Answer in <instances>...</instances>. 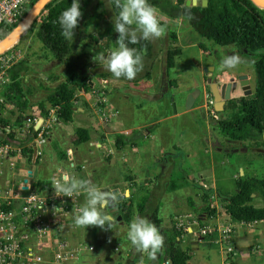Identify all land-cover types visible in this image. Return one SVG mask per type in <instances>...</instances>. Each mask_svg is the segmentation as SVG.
<instances>
[{"label":"crops","instance_id":"obj_1","mask_svg":"<svg viewBox=\"0 0 264 264\" xmlns=\"http://www.w3.org/2000/svg\"><path fill=\"white\" fill-rule=\"evenodd\" d=\"M92 24L90 28H92ZM26 37L25 46L43 54V57L45 56V60L42 61L43 65L51 72L54 71L57 65L52 62L50 55L41 50L37 43L32 42L30 35ZM187 47H193V44ZM17 49L19 48L17 47ZM200 57L202 55L198 49L197 58L200 59ZM155 61L152 63L148 74L155 67ZM164 77L166 80L162 82V89H165L166 92L161 89L159 93L161 78L164 79ZM111 78L108 76L102 79H93L91 83L92 89L89 93L83 94L80 91L74 93L70 122L57 119L51 108L47 110L45 116H41L38 104L45 100L47 95L52 92L50 89L53 90L57 84L47 88L48 86L39 78L33 79L30 84H27V82L22 84L23 95L19 98V102L25 103V109L20 111L15 106L7 103V117L0 118L8 126L12 135V139H7V144L11 150L5 153L2 158L0 189L20 190L23 193H19V195H24L28 189L38 191V187H35L36 182L51 183L52 180L60 179L65 174H68L79 179H87L101 190L112 193L115 197L113 206L106 210L113 217L114 222L110 229L107 225L104 229H101L96 226L83 228L74 225L73 206L68 202V199H73V205L79 209L86 200L83 192L74 194L71 197L63 196L64 204L68 205L61 214L55 217L58 220L55 224V244L58 241H63L66 243L68 250L74 251L71 258L61 262V264H85V262L90 261V257L94 258L93 262L95 264H156V260L150 259L146 253H137L122 231L116 232L119 228L128 231V229H125V224L121 221L118 205L124 203V207L121 208V210H124L125 207L132 204L131 213L136 214L135 206L139 200L156 198L157 187H165L161 191H165L168 196L169 194L172 196V192L176 191L180 186H184L180 185L179 181H173L170 173L166 177V162L171 165L170 158L166 159L167 161L156 157L153 158L156 163L162 165L158 169L161 174L159 171L156 175L148 171L145 175V172L141 171L139 180L133 177L132 167L135 164L132 161V157L140 151L138 150L137 139H141L146 144L148 143V138L151 135L147 129L149 123H129L118 110V101L130 103L135 96L140 100L142 99L146 106V122L153 119L156 114L162 116L160 120L178 117L186 109L174 114H167L166 112L172 104L169 106L165 101L169 97V89L176 88V81L169 79L165 74L164 76L159 74L155 83L156 87L142 88L143 86L140 84L137 85L135 79ZM48 79H52L53 83H55V76L48 77ZM170 82L174 83V87L170 85ZM195 82L197 83L198 79L193 77L189 91L193 90ZM46 90L47 93L42 95ZM99 99H102L103 103L94 105ZM134 102L135 105H140L139 100ZM150 107L157 108L153 112L154 115H151ZM19 116L23 117L24 120L20 125H16L15 120ZM48 118L53 121L48 123ZM1 128L2 125H0ZM30 128L32 131H37L34 137L31 136ZM77 128L86 132L87 141L75 145L73 144L75 139L74 130ZM112 133H114L113 136L118 134L126 140L118 149L115 147L114 138L112 140L109 138ZM2 136L5 138L4 135ZM0 142H2L1 137ZM184 145L185 143L181 146ZM28 147H31L32 151L30 160H28L26 153ZM58 153L65 154V159L58 158ZM196 173L202 174L199 171ZM240 173L243 174L242 171ZM160 176L161 180L158 179ZM181 180L183 183H187L186 177ZM193 182L202 187L205 186L201 185L200 182ZM160 184L163 185L159 187ZM23 187H25L24 190H22ZM217 194L221 195V197L226 196L221 193ZM254 199L255 197L253 196L252 202ZM55 205V207L58 206L56 203ZM200 207L199 214L196 217H182L184 219L182 222L188 225L186 226V234L184 233L181 237V247L187 251L189 259L191 253L197 252L202 247H214L218 253L220 264H242L244 262L250 264L251 258L255 254L261 256V247L264 245V220L247 224L236 223L229 220L225 213L222 216L223 218H219L215 211V215L211 217L213 219L212 223H210L207 220L208 217L200 211ZM158 210L159 206L154 209V217L157 221L156 227L160 224V218L157 216ZM149 213L151 214V212ZM193 220L197 221L199 225L192 226L191 222ZM202 224L203 226L214 224L218 228L228 226L231 229V233L225 238H222L216 231L199 236L198 229ZM37 242L38 252L43 257L41 264H51L48 251L49 240L41 239ZM237 251L238 254L236 255ZM158 254L160 258L163 255L165 256L163 250ZM159 264L169 263L166 260ZM187 264H190L189 260Z\"/></svg>","mask_w":264,"mask_h":264},{"label":"trees","instance_id":"obj_2","mask_svg":"<svg viewBox=\"0 0 264 264\" xmlns=\"http://www.w3.org/2000/svg\"><path fill=\"white\" fill-rule=\"evenodd\" d=\"M37 0H32L26 10L32 7ZM185 0H148L157 10L170 18L182 17L186 20L189 27L195 32L196 36L204 41L212 43L217 47L235 46L244 52V55L251 59V70L254 79V98L250 101H242L237 112L217 121L216 133L229 142H251L253 148H260L262 145V135L264 134V10L258 8L250 0H206L205 7L183 5ZM72 0H47L38 15L31 21L29 26L19 35H30L31 41L37 43L40 49L50 55L53 63H62L65 67L62 81L59 82L52 92L47 95L44 101L38 104L41 116L47 114L49 108L53 109L57 119L64 122L71 121L72 99L76 91L87 94L91 91L93 79L114 77L110 72L103 70L102 66L93 63V59L102 50L98 46L97 39L87 34V28L99 17L98 9L102 5L101 0H78L81 5L82 17L78 26L74 29V39L68 40L61 35V27L58 17L63 10L71 5ZM93 2V4H92ZM109 6L108 18L117 14L114 0H107ZM92 4L91 11L87 8ZM20 22V21H19ZM18 22V23H19ZM17 23V24H18ZM1 25L0 41L4 39L16 25ZM174 39V36H172ZM129 47L136 48L143 54L144 77H147L152 63L156 60L160 50L156 39L139 40L136 44ZM198 47H201L199 44ZM8 51L6 49L2 53ZM163 70L165 73L174 67V58L180 56V50L166 49L162 53ZM27 70L24 61L16 62L6 71L8 83L0 91V97L23 111L25 103L19 102L23 95L22 76ZM122 78V77H121ZM174 87V83L170 82ZM24 120L19 116L16 118V125ZM0 137L5 143L12 139L9 132L5 133V122L0 119ZM31 136H35L37 131H32ZM75 139L73 144L78 145L87 141L86 132L82 129L74 130ZM114 144L118 149L126 140L121 135H114ZM0 142V143H2ZM28 160L31 158V147L26 150ZM58 158H64L65 154L58 153ZM35 187L38 191L47 192L51 190V183L36 182ZM236 193L232 196H223L221 207L229 220L236 223H253L264 220V177L261 179L238 177L235 180ZM37 191V190H36ZM258 197L262 205L253 206L252 199ZM210 194L204 192L201 196L203 205L200 211L208 218L215 215L214 208L209 206ZM151 199H140L136 204V214L146 217L153 224H157L154 217V210L147 214L148 205ZM119 215L124 224L129 223L130 206L124 207V203L118 205ZM165 238L163 251L169 264H187L189 256L187 251L181 247V237L184 235L176 231L172 226L167 230L159 229ZM186 234V233H185ZM156 264L160 263V255L156 256Z\"/></svg>","mask_w":264,"mask_h":264},{"label":"rangeland","instance_id":"obj_3","mask_svg":"<svg viewBox=\"0 0 264 264\" xmlns=\"http://www.w3.org/2000/svg\"><path fill=\"white\" fill-rule=\"evenodd\" d=\"M101 1L102 5L97 10L99 17L96 22L92 24V28H90L91 25L87 28V33H90L97 39L98 46L101 48L102 52L107 55L110 50L116 47L115 41L118 38V33L114 31L112 20L107 16L109 12L107 0ZM92 4L88 6V12L91 11ZM156 11L162 26L166 28L165 35L156 39L160 50L157 56L158 59L156 58L155 67L152 71L150 70V75L148 74L147 77H144L142 71H140L134 79L137 85L140 84L143 86L142 88L154 87L159 74L160 76H164L165 74L169 79L176 81V88L169 89L168 92V96L173 100V107H170L166 112L167 114H174L185 109L184 102L186 96L192 91H189L192 78L195 77L198 79L197 85H194V87H197L198 84L201 85L204 83L203 81L206 76L203 68L205 66H214L218 68V66H215L211 56L205 55V57L202 56L200 59L197 58L198 48H205L204 52H210L212 50L217 51L219 48L210 42L198 38L185 19L168 20L161 12L158 10ZM172 36H174V39ZM26 39V35L21 36L17 39L16 43L5 52L7 56L9 54L15 55V50H17V47L19 48L17 62L24 61L27 65V70L25 69L26 71L21 74L22 84H26V82L30 84L33 79L39 78L48 86L47 88H51L61 82L65 71L64 65L62 63L55 64L57 67L52 72L46 69L47 67L43 65L44 63L42 62L45 60V56L43 57V54L34 51L31 47H26ZM190 44H193V47H187ZM199 44L201 47H198ZM175 48L180 50L181 55L178 58H174V67L165 73L163 70L162 53L166 49ZM219 51L222 52V49ZM93 63H96L97 66H102L104 68L103 70L107 71L102 64L95 62L94 59ZM215 68L213 75L217 74ZM52 76H55V83H53L52 79H48V77L51 78ZM161 80L160 89H158L159 93L163 87L162 82H165L166 78H161ZM50 91L52 90L50 89ZM46 93L47 90L44 91L42 95ZM159 93L158 95H160ZM138 100L140 101V105H135L134 101ZM118 102V110L123 114L127 122L141 124L149 123L147 129L151 135L148 138V143L146 144L141 141V139H137V146L140 151L132 157V161L135 164L132 167L133 177L138 179L141 171L145 172V175L148 171L155 175L158 174V171L160 173L158 169L161 168L162 165L156 163L153 158H160L164 161L170 158L171 165L166 162V177L170 173L173 181H179L180 185H184L172 192V196H170L171 194L168 196L165 191H161V189L163 190L165 187H157L156 190L160 192L157 193L156 191V198H150L151 203L148 205L146 211L147 214L150 215L149 212L159 206L157 216L160 218V224L157 225L158 229L167 230L172 226L174 227L178 217L180 221L184 220L182 218L184 216L186 218H190V216H193V218L196 217L197 214H199V207L203 205L201 196L204 192L210 194V208H214L217 216L223 218L224 212L221 207L222 197L217 193L226 196L234 195L236 193L235 180L238 177L243 176L245 178L255 179L264 177L263 140L260 148H252V146H249L246 142L234 144L226 143L225 139L216 133L215 126L208 124L206 121L207 117L214 121L217 120L215 116L210 114L212 107L207 101H198V105L201 103L206 104L205 115L202 116L203 119L200 118L198 113L185 110V112L178 117L165 120H160L162 116L156 114L149 122L145 121V118H147V109L142 99L140 100L134 96L133 101L130 103ZM155 109L157 108L150 107L151 115H154L153 112H155ZM113 134L114 133L109 136L111 140ZM262 138H264V134ZM183 143H185V145L181 146ZM232 149L237 151L231 152L230 150ZM197 171L202 172V174L196 173ZM241 171L243 174L240 173ZM200 175L201 177H199ZM185 177L187 183H183L181 180ZM158 179L161 180V176ZM193 181L200 182L201 185L205 186L202 187L197 185ZM161 185L163 184H160L159 187ZM252 205L260 206L262 202L258 197H255ZM129 215V223L125 224V229H128L130 222L136 216L134 213H131V209ZM186 222L188 221L186 220ZM119 229L116 230V232L122 231L125 237L128 238L127 231L122 228ZM261 253V256L255 254L254 257L251 258L250 264H264V245L261 247ZM237 254L238 251L236 252V255ZM139 257L141 256L139 255ZM93 261L94 258L90 257V261L85 262V264H95ZM160 261L163 263L166 261V257L163 255ZM189 263L220 264V261L214 247H202L197 252L190 254ZM242 264L246 263L244 262Z\"/></svg>","mask_w":264,"mask_h":264},{"label":"clouds","instance_id":"obj_4","mask_svg":"<svg viewBox=\"0 0 264 264\" xmlns=\"http://www.w3.org/2000/svg\"><path fill=\"white\" fill-rule=\"evenodd\" d=\"M117 14L112 18L114 31L118 33L116 47L105 55L98 53L95 62L102 64L115 78L132 80L143 70V54L136 48L129 47L139 40L158 39L165 35L166 28L162 26L156 9L148 0H114ZM82 17L81 5L78 0H72L71 5L61 12L58 23L62 29L61 35L68 40L74 39V29ZM134 26V27H133ZM242 63L241 57L233 53L226 55L221 61L224 68H235ZM56 193L65 197L83 192L85 203L73 213L76 227L96 226L110 229L113 217L106 211L113 206L115 197L112 193L101 190L87 179H79L65 174L53 181ZM127 237L137 253H146L150 259H156L165 243L164 236L155 224L147 218L136 215L128 226Z\"/></svg>","mask_w":264,"mask_h":264},{"label":"built area","instance_id":"obj_5","mask_svg":"<svg viewBox=\"0 0 264 264\" xmlns=\"http://www.w3.org/2000/svg\"><path fill=\"white\" fill-rule=\"evenodd\" d=\"M31 2L32 0H0V28L3 24L13 26L21 21ZM15 51V55L7 56L5 52L0 54V91L9 82L6 71L17 62L19 50ZM102 103L103 100L99 99L94 105ZM207 103L212 106L211 100H207ZM7 107V103L0 97V118L7 117ZM210 114L213 115L212 110ZM51 121L53 120L47 119L48 123ZM4 130L3 135L6 136L9 131L8 126H5ZM10 150L7 142L0 143V173L3 165L2 158ZM54 180L51 182V190L47 192L28 189L24 195H19L23 193L20 190L0 189V264H41L43 257L37 249V241L41 239L49 240L48 251L51 264H61L71 258L74 250H68L65 242L58 241L55 244V224L58 222L55 217L61 214L68 204H64L62 194L55 192ZM68 202L76 212L78 208L73 205V199L69 198ZM55 203L58 204L57 207ZM176 220L175 230L185 233L188 224H184L180 218ZM207 220L212 223L213 219L210 217ZM191 225L198 226L199 224L193 220ZM213 231L218 232L222 238L231 233L228 226L218 228L217 225L209 224L200 226L198 235L211 234Z\"/></svg>","mask_w":264,"mask_h":264},{"label":"flooded vegetation","instance_id":"obj_6","mask_svg":"<svg viewBox=\"0 0 264 264\" xmlns=\"http://www.w3.org/2000/svg\"><path fill=\"white\" fill-rule=\"evenodd\" d=\"M172 1V0H171ZM184 4V3H183ZM156 9V8H155ZM157 10V9H156ZM159 11V10H158ZM160 12V11H159ZM163 14V13H161ZM166 19L168 20H174V19H184L181 16L177 18H170L166 15L163 14ZM219 50L222 49V52L219 50L217 51H206L204 52L205 48H198L201 52V55L205 57L206 56H211L215 66H218V68H215L214 66H205L206 68V73H205V79L204 83L199 85L194 88H197L199 91L198 96L194 100V103L192 106L188 109V111H193L199 114L200 118H202L203 115H205V109H206V104H199L198 101L203 102L207 101L208 99L211 100V107H212V112L213 116L217 119L216 115L217 113L214 111L213 106H214V100L213 96L210 92V84L213 82L215 85V88L217 90V93L220 97V100L222 102V112L224 119L232 113L237 112L238 106L242 101H250L254 98V79L251 71V59L244 55V52L242 50H239L235 46H225V47H218ZM233 51V52H232ZM212 52V53H211ZM233 53L238 54L241 57L242 63H240L237 67L235 68H224L221 66V61L224 56L226 55H232ZM212 54V55H211ZM223 54V56H222ZM209 68H211L209 70ZM214 68L217 71V74L213 75ZM208 76V77H207ZM208 79V81H207ZM193 88V89H194ZM163 90V89H162ZM226 90H228L227 98L225 99L226 95ZM166 92V90H163ZM191 91V90H190ZM167 105H171L173 100L169 96L165 99ZM195 110V111H194ZM203 119V118H202ZM206 121L210 125H216L217 121L220 120H212L211 118H206ZM226 143L228 144H234V142H229L225 140ZM238 143H245V142H238ZM249 146L251 142H246ZM253 148V147H252Z\"/></svg>","mask_w":264,"mask_h":264},{"label":"water","instance_id":"obj_7","mask_svg":"<svg viewBox=\"0 0 264 264\" xmlns=\"http://www.w3.org/2000/svg\"><path fill=\"white\" fill-rule=\"evenodd\" d=\"M47 0H37L32 7L28 10V12L25 14V16L21 19V21L16 25V27L4 38L0 41V54L5 51L6 49H9L17 39L19 38V35L29 26L31 21L38 15L39 11L43 7ZM254 5H256L258 8H262L264 10V0H250ZM184 6H199V7H205L206 6V0H185ZM211 68H209L210 70ZM204 72H206V68H203ZM209 75V74H207ZM195 85L197 83L195 82ZM210 92L213 96L214 100V106L213 109L217 113L216 117L218 120H223V112H222V102L220 100V97L217 93V90L215 88L214 83L212 82L210 84ZM199 91L197 88H194L187 96L184 102V108L188 110L192 104L194 103V100L198 96ZM228 90H226L225 99L227 98ZM173 107V104L171 105ZM264 142V138H262ZM231 152H236L237 150L232 149ZM29 174V172H28ZM29 176V175H28ZM25 182V180H24ZM25 187L22 188L24 190ZM253 196V195H251ZM193 243V242H192Z\"/></svg>","mask_w":264,"mask_h":264}]
</instances>
